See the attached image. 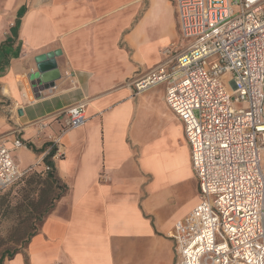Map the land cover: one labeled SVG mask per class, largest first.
I'll return each instance as SVG.
<instances>
[{
    "label": "crops",
    "instance_id": "crops-1",
    "mask_svg": "<svg viewBox=\"0 0 264 264\" xmlns=\"http://www.w3.org/2000/svg\"><path fill=\"white\" fill-rule=\"evenodd\" d=\"M177 30L183 40L176 0H0V139L45 149L14 150L21 170L41 164L42 171L59 138L55 167L69 187L4 264H179L172 235L200 197L190 146L166 103L167 83L155 86L160 93L136 94L133 86L169 58L164 50ZM50 52L61 78L37 93L36 60ZM82 101L87 122L62 134L56 116ZM153 111L184 143L176 185L191 197L186 210L159 189V158L146 131Z\"/></svg>",
    "mask_w": 264,
    "mask_h": 264
},
{
    "label": "built area",
    "instance_id": "built-area-1",
    "mask_svg": "<svg viewBox=\"0 0 264 264\" xmlns=\"http://www.w3.org/2000/svg\"><path fill=\"white\" fill-rule=\"evenodd\" d=\"M176 2L186 46L133 83L136 94L167 83L199 181V202L172 235L179 264H264V0ZM86 107L56 116L62 134L85 125ZM13 145L0 139V193L39 171L21 170L14 150L27 144Z\"/></svg>",
    "mask_w": 264,
    "mask_h": 264
},
{
    "label": "rangeland",
    "instance_id": "rangeland-1",
    "mask_svg": "<svg viewBox=\"0 0 264 264\" xmlns=\"http://www.w3.org/2000/svg\"><path fill=\"white\" fill-rule=\"evenodd\" d=\"M161 32V31H160ZM159 30H156V37L160 34ZM187 42H183L180 37V32L177 30V37L175 41L168 47L172 53L169 54L170 58L174 59L176 64L177 56L181 50L186 46ZM172 66V65H171ZM145 76V75H143ZM141 76V77H143ZM139 77V78H141ZM134 86V83H133ZM162 87H155L154 91L160 93ZM148 138L150 140L151 150L159 158L156 163V169L161 176V184L159 189H163L168 198L173 200H179L178 205L182 210H186L190 205L191 197L181 193L179 187L176 185L178 180V173L182 169V155H183V141L178 140L179 137L175 131V126L172 122L167 121L166 116L163 113L152 112L147 119ZM41 166V165H38ZM26 186L25 181H21L10 189L0 195V203H3L7 199L12 200V204H16L22 200L21 191ZM8 204V201L5 202ZM0 208V254L6 249L10 250L20 248L11 242L15 229L19 224V218L12 213V209H8L7 205ZM27 235V234H25ZM24 235V236H25ZM24 248L21 247V250Z\"/></svg>",
    "mask_w": 264,
    "mask_h": 264
},
{
    "label": "trees",
    "instance_id": "trees-1",
    "mask_svg": "<svg viewBox=\"0 0 264 264\" xmlns=\"http://www.w3.org/2000/svg\"><path fill=\"white\" fill-rule=\"evenodd\" d=\"M26 144L36 153L40 154L45 151V149H35L30 143ZM50 145L52 149L43 160L44 164L50 167V170L31 172L19 181L26 182V186L21 191V201L12 204V200L7 199L3 203H0V208H2L6 204L5 202L8 201V204H6L7 208L12 209V213L19 218V224L15 229L11 242L15 243L17 247L20 246V248L13 250L6 248L0 254V264H4L7 259H12L16 254L23 251L21 247L25 248L27 246L31 237L38 232L45 218L55 209L57 202L69 191L68 185L57 175L54 157L57 154L58 148L54 143H50ZM5 191L1 192L0 195Z\"/></svg>",
    "mask_w": 264,
    "mask_h": 264
},
{
    "label": "water",
    "instance_id": "water-1",
    "mask_svg": "<svg viewBox=\"0 0 264 264\" xmlns=\"http://www.w3.org/2000/svg\"><path fill=\"white\" fill-rule=\"evenodd\" d=\"M56 56V52H50L37 58V72L32 79L33 86L37 87L35 92L40 93L53 88L56 81L61 78Z\"/></svg>",
    "mask_w": 264,
    "mask_h": 264
},
{
    "label": "bare ground",
    "instance_id": "bare-ground-1",
    "mask_svg": "<svg viewBox=\"0 0 264 264\" xmlns=\"http://www.w3.org/2000/svg\"><path fill=\"white\" fill-rule=\"evenodd\" d=\"M160 78H163V77H158V75H157V80L160 79Z\"/></svg>",
    "mask_w": 264,
    "mask_h": 264
}]
</instances>
